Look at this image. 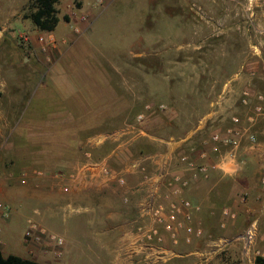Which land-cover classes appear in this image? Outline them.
Segmentation results:
<instances>
[{"label":"rangeland","instance_id":"obj_1","mask_svg":"<svg viewBox=\"0 0 264 264\" xmlns=\"http://www.w3.org/2000/svg\"><path fill=\"white\" fill-rule=\"evenodd\" d=\"M28 1L0 0V201L11 208L9 218L0 219L1 254L37 261L47 256L58 264H113L108 250L114 249L122 252L120 264H192L194 257L188 252L194 247L201 250L197 264H250L253 249L264 246L259 240L264 230L257 227L256 244L244 253L242 241L235 236L249 224L246 217L223 228L216 221L205 229L200 224L201 237L188 245L183 233L173 244L160 232L163 240L157 242L145 238L149 229L133 231L131 212L118 202L114 191L109 194L113 203L99 207L112 212L116 234L124 237V244L131 245L142 236L134 262L123 261L127 255L123 245L102 248L101 261L91 253H78L87 252L82 243L91 233L93 215L102 218L104 214L94 213L91 206L79 211L76 201L72 207L61 206L60 197L66 195L61 175L77 174L87 150L92 162L106 161L105 167L118 174L115 178L153 176L167 148L172 150L169 163H177L181 144L189 141L180 138L189 131L200 126L197 139L207 138L218 126L221 116L215 120L205 116L209 101L239 68L243 72L230 82L233 92H224L229 95L222 106L240 107L233 96L242 81L256 86V90L249 87L253 92H262L257 83H264V0H58L59 22L54 31L57 34L63 26L65 30L57 38L51 36V41L23 18ZM81 6L85 15L94 16L87 31L79 27L78 18L84 15ZM70 17L73 22L64 25ZM55 60L76 92L66 103L67 118L53 119L51 127L35 113L20 115L19 102L20 96H34L37 101L45 97L36 82L43 80ZM242 110L246 111L240 107L237 113L243 114ZM139 114L143 117L137 120ZM238 152L234 158L240 163ZM135 162L138 166L132 167ZM22 173L26 174L24 184L19 182ZM95 178L112 177L99 172ZM168 183L169 175L162 183L161 205L174 200ZM235 187L233 183L232 194L239 198L242 194ZM194 190L200 207L192 215L197 223L208 220L201 211L205 206L228 207L220 191L211 198L205 186ZM27 220L46 235L60 238L62 245L55 246L46 235L37 241L25 239ZM209 238L223 241L208 245ZM65 246L68 254L62 261ZM142 256L151 262L136 260Z\"/></svg>","mask_w":264,"mask_h":264},{"label":"crops","instance_id":"obj_2","mask_svg":"<svg viewBox=\"0 0 264 264\" xmlns=\"http://www.w3.org/2000/svg\"><path fill=\"white\" fill-rule=\"evenodd\" d=\"M83 6L80 7V12L83 11ZM84 14V13H83ZM79 27L83 31H87L91 25V22L94 20V16L90 15H80L79 18ZM59 22V19H58ZM70 22H73V19L70 17L69 22L65 23L64 25H69ZM58 24V23H57ZM55 29V28H54ZM77 30V28H75ZM65 30H59L56 34L53 30L51 33H46L48 38L51 36L59 37ZM52 63L46 69L43 80L36 82V85L40 88L44 89L45 97L41 100L36 101L37 99L34 96H20V105H22V110L20 115H27L28 113H35L45 124H48L51 127H54L53 124H50L52 120L63 119L67 118L69 114L68 107L66 103L68 100L74 95L75 85L70 80L68 75L65 73L64 68L58 61H51ZM239 83V82H238ZM242 85L240 86L241 89L236 92V95L233 96L236 98L241 90L247 87L249 91L251 90L249 87L254 88L256 90V86L252 84H248L245 81L241 82ZM260 89L264 88V83L258 82ZM244 87V88H242ZM223 89V87H222ZM229 89L233 92V89L229 86ZM227 90V91H230ZM252 91V90H251ZM258 91V90H257ZM253 92V91H252ZM264 93V89L262 90ZM229 95V94H228ZM228 95L221 92L217 94L213 99L209 101V108L206 112V117H210L215 120L218 116L222 118L219 120V124L217 128H224L228 124V117L231 114L237 113L240 107H228V109L224 108V103L227 102L226 98ZM226 97V98H225ZM234 98V99H235ZM234 101V102H235ZM37 102V103H36ZM221 102V103H219ZM219 103V104H218ZM233 103V101H232ZM35 104V106H34ZM218 104V105H216ZM239 105V104H238ZM242 108V107H241ZM226 109V110H225ZM246 111L243 114L238 115L240 117H244L245 115L249 114L248 108H243ZM243 123V119H242ZM53 125V126H52ZM200 126H198L195 130L189 131L183 138L180 139H189V141L185 144H181L179 148L180 152H186L191 159L195 162H200L201 160L198 159V153L201 150H205L207 152V162L215 161L216 155L213 154L210 150V145L208 143V137L213 132L214 129H211L206 137L207 138H198L200 134ZM256 134V142L249 146L246 142L245 136L241 138V148L239 149L238 157L241 156L240 163L236 161V164L239 166V170L233 176H225L218 168L214 171H211L207 178H191L188 176L189 183L188 186L184 189L185 191L181 192L180 198L187 199L191 201V203L198 208L197 211L193 212L192 215L196 216L198 211L200 210L199 207V197L195 194V188L205 186L207 188V195L213 198V195L216 192L220 191V195L223 197V201L227 202V209L230 210L235 214L234 220H229L224 218L221 215V211L224 207H220V205L211 204L205 206L204 215L207 221L205 223H197L195 217H191V224L193 226H199L201 224V228L205 229L210 222L216 221L219 223V227L223 228V226L231 225L232 223L236 222V225L240 223L242 217H246L248 219V223L252 222L253 220L256 222V226L259 228H263L264 230V125L262 123L256 124L253 128ZM33 130V129H32ZM34 132V131H32ZM48 132V130L46 131ZM50 132V131H49ZM200 137V136H199ZM104 140V139H103ZM200 141V142H199ZM97 146V143H94ZM169 147V146H168ZM171 147V146H170ZM173 148L175 146L173 145ZM171 149V148H170ZM169 148L166 149L167 153H164L161 160L158 162V172L153 176H148L146 173H141L140 178H95L97 174H99V170L94 169H86L85 167L80 166L76 173H70L66 175L64 181L67 186L66 195L61 196V206L63 204L64 208L72 207L73 202L76 201V205L78 206L79 211L86 210L87 207L91 206V210L95 213L96 211L99 212L100 215H103L102 218L98 217L95 218V214L91 219L92 229L90 235L88 234L85 239H83V246L87 248V252L85 250H79L78 253L87 254L91 253L93 259L100 260V253L102 252V248L106 247H113V248H120L123 246L126 247L125 258L123 261L125 262H134V258L136 251L138 252L142 245L138 242L142 239V236H139L137 240L132 242L131 245L128 243L124 244V237H119V234H116L117 228L113 225L114 224V216L110 210H101L99 206H105L112 204V197L109 195L112 191L115 192L116 198L120 199L122 206L124 208L127 207V210L131 212V216L133 217V231L141 232L144 229L147 230L149 227L154 225L151 212L152 210L159 204H163L162 201V183L164 182V177L167 175H178L182 176L179 173V164L177 163H169V155L171 154ZM170 151V152H169ZM225 163V158L229 157L227 152L222 149L221 152ZM112 155V154H110ZM110 157V156H109ZM143 159V158H141ZM139 160L140 162L142 160ZM95 162V161H94ZM100 162V161H97ZM106 162V161H105ZM104 160L102 163H105ZM138 164L139 162L136 161ZM101 163V164H102ZM221 164V163H219ZM247 171H244L246 170ZM249 170V172H248ZM114 175H118L113 173ZM71 176V177H69ZM119 180L122 181V184H119ZM163 181V182H162ZM236 184V191H240L242 196L234 197L231 191L232 184ZM231 185V186H230ZM75 191L77 193H83L82 195H75ZM83 191V192H82ZM88 193V195H87ZM119 195V196H118ZM161 195V196H160ZM82 204V205H81ZM221 204V203H220ZM225 204V203H224ZM229 204V205H228ZM104 209V208H103ZM200 211V212H201ZM195 213V214H194ZM99 215V216H100ZM215 222V223H216ZM88 230V228H86ZM89 231V230H88ZM204 231V230H203ZM179 233H183L182 230H179ZM110 236V238H109ZM239 237L235 236V240ZM223 239H212L209 238L207 243L208 245H218V243L222 242ZM68 245V239H66ZM184 241V240H183ZM256 242V240H255ZM253 243L249 246V250L253 247L256 243ZM185 243V242H184ZM81 242H78V246ZM186 245H188L186 243ZM225 245V244H224ZM207 246V245H206ZM226 246V245H225ZM32 246H30L31 248ZM189 248V254L193 255L192 264L199 263L198 257L201 250H197L196 248ZM243 249V248H242ZM249 250L244 251L247 253ZM253 249L254 256L261 255L264 256V246H259V250ZM213 250L210 249L209 252L211 253ZM260 251V252H259ZM65 252L68 254V249H66L63 253H61V260L65 255ZM1 253V252H0ZM121 255L122 252L114 251V249L108 250V256L113 264H120L121 262ZM3 256V255H2ZM45 257V256H44ZM30 260L37 261L35 259L29 257H21ZM254 258V257H253ZM253 258L250 264H253ZM45 261H37L44 264H58L57 260H48L47 256L45 257ZM137 261H144V263L151 262V260H145L144 257H140L136 259ZM63 261V260H62Z\"/></svg>","mask_w":264,"mask_h":264},{"label":"built area","instance_id":"obj_3","mask_svg":"<svg viewBox=\"0 0 264 264\" xmlns=\"http://www.w3.org/2000/svg\"><path fill=\"white\" fill-rule=\"evenodd\" d=\"M22 38L25 39V37ZM47 39H50L49 41H51V38L47 37ZM38 41L43 45L42 37H38ZM242 72L243 67L238 69L231 80H228L223 84L221 92L224 93L225 91L230 90V82L235 78H238ZM248 74L250 76L254 75L252 71L248 72ZM237 102L242 108L250 107V112L244 117H240L238 113L231 114L228 117V125L226 127L213 131L209 135L208 143L210 145L211 152L216 155L215 161H206L207 152L205 150H201L198 153V159L201 160L198 163L191 159L186 152H180L177 154L176 162L179 164V173H181L182 176L169 175V183L167 184L169 185L168 189L170 191V195L174 200L167 201L165 205L159 204L152 210L151 216L154 226L150 227L148 234L145 235L147 240L154 239L157 242H161L163 240V233L167 234L173 244H176L178 230L183 231V240L185 243H190V240L193 238L201 237L202 229L191 224L192 213L197 211L198 208L190 204L187 200H179L182 190L188 186V176L191 178H207L209 173L216 170L218 168L217 165L224 161L221 154L222 149L227 152L229 157L234 158L235 153L241 148L242 136H245L247 144L251 146L256 142V134L253 128L259 122L264 125L263 92H252L251 90L249 91L248 88H245L238 94ZM142 117L143 116L141 114L137 115V120L142 119ZM83 156L86 160L81 165L82 167L91 170L98 168L97 170H99V172H101L104 176H111L112 178L116 177V175L111 173L105 167L104 163H102L103 161L92 162L89 159L88 151H85ZM131 166L135 167L138 166V164L135 162L132 163ZM33 173L37 175L41 174L40 172ZM61 177L64 180L66 176L61 175ZM25 178L26 174L22 173L19 177V182L24 184ZM119 184H122L121 180H119ZM67 190L66 186L62 188V191L64 192H67ZM10 214L11 208L9 205L0 201V219H8ZM221 215L229 220H233L235 218V214L227 208L222 209ZM257 234L258 230L256 222L253 220L239 236V239L242 241L244 251L249 250V246L255 242ZM41 235H46L45 231L39 228L31 220H27V228L24 232V238L30 241H37ZM46 238L55 246L62 245V240L54 235L48 234L46 235ZM259 240L264 243V233L259 237Z\"/></svg>","mask_w":264,"mask_h":264},{"label":"trees","instance_id":"obj_4","mask_svg":"<svg viewBox=\"0 0 264 264\" xmlns=\"http://www.w3.org/2000/svg\"><path fill=\"white\" fill-rule=\"evenodd\" d=\"M57 2L58 0H29L26 6L23 8L22 16L24 19L28 20L31 23V26L38 32L51 33L58 23L57 10L55 7ZM62 19L65 22L67 21L66 16H63ZM0 264L44 263L21 258L19 256L11 254L4 257L0 253ZM253 264H264V256L255 255L253 258Z\"/></svg>","mask_w":264,"mask_h":264},{"label":"clouds","instance_id":"obj_5","mask_svg":"<svg viewBox=\"0 0 264 264\" xmlns=\"http://www.w3.org/2000/svg\"><path fill=\"white\" fill-rule=\"evenodd\" d=\"M225 163L218 164V169L225 175V176H233L239 170V166L236 164L234 158L226 157Z\"/></svg>","mask_w":264,"mask_h":264}]
</instances>
